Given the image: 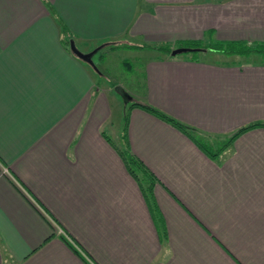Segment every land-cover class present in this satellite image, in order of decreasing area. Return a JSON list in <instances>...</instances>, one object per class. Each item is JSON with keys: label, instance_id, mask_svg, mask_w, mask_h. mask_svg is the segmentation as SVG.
Here are the masks:
<instances>
[{"label": "crops", "instance_id": "0c3cea01", "mask_svg": "<svg viewBox=\"0 0 264 264\" xmlns=\"http://www.w3.org/2000/svg\"><path fill=\"white\" fill-rule=\"evenodd\" d=\"M61 25L153 52L131 95L187 128L117 113ZM231 41L264 43V0H0V264H264V126L197 141L264 123V63L162 50Z\"/></svg>", "mask_w": 264, "mask_h": 264}, {"label": "trees", "instance_id": "16d2710c", "mask_svg": "<svg viewBox=\"0 0 264 264\" xmlns=\"http://www.w3.org/2000/svg\"><path fill=\"white\" fill-rule=\"evenodd\" d=\"M61 30H62V34L64 36H66V38L69 37V33L66 27H64V25H61ZM71 39L70 37L68 38V41H66L67 46L70 48V43H71ZM110 44H103L99 47V52H101L106 46H109ZM180 48H192V49H201V51H196L193 53H187V55H191L193 58H198L199 54L201 52H215V53H219V54H223L226 56H240V57H249V56H258L262 63H264V43H254V44H249L247 42L244 41H231V42H215V43H210V44H201V43H186V44H181ZM162 50H164V52L170 56L171 53L173 52L172 49L170 48H163ZM93 68V67H92ZM98 68V67H97ZM99 69V68H98ZM99 72V70H98ZM115 87H120V86H115ZM126 91V90H125ZM127 92V91H126ZM128 93V92H127ZM131 95V94H130ZM120 96V95H119ZM132 96V95H131ZM121 97V96H120ZM122 98V97H121ZM127 105H129L131 108L139 106L142 107L144 109H147L148 111L157 114L159 116H161L162 118L166 119L169 122H172V124H174L175 126L181 128V129H186L187 127L182 125L181 123L175 121L174 119L170 118L169 116H167L166 114L162 113L161 111L157 110L156 108L147 105L141 101H138L136 98H134L132 96V100L131 102H129ZM128 118V114L125 115V122L127 121ZM258 126H264V123H254L251 124L249 126H246L240 130H238L237 132L233 133L229 139L226 141L225 146L223 148H220L218 151H214L213 148L210 146V144L208 142H203L200 139L197 140L199 145L210 155H212L213 157H217L220 152H222V150L229 146L232 141L237 138L241 133L251 129V128H255ZM124 132L126 133V127ZM187 132V131H186ZM124 133V138L126 139V134ZM188 133H191V137H193V133L192 130H188ZM122 154L124 155L125 161L127 163V166L129 167L131 173L133 175H135V177H139V175L137 174V171L140 169H143L144 167H138L139 163H137V161L132 157L129 156L128 151H124L122 152ZM147 184V182H146ZM151 185V184H150Z\"/></svg>", "mask_w": 264, "mask_h": 264}, {"label": "rangeland", "instance_id": "374dc122", "mask_svg": "<svg viewBox=\"0 0 264 264\" xmlns=\"http://www.w3.org/2000/svg\"><path fill=\"white\" fill-rule=\"evenodd\" d=\"M99 55L105 56L106 66L103 63H99ZM199 55H201V53ZM153 56H155V54L149 51L137 53L136 51L124 48L113 51L110 47H107L96 57V62L99 66L96 63L95 64L99 68V74H105L107 78L105 79L104 77V79L110 86H122L126 91L139 99L138 95L142 94V80L145 60ZM255 58L257 59L259 57L255 56L252 59L254 60ZM124 62L129 64L131 67L128 68L124 65ZM116 95L120 102L119 112L117 113L120 114V110L126 107V104L118 94Z\"/></svg>", "mask_w": 264, "mask_h": 264}, {"label": "water", "instance_id": "95a60500", "mask_svg": "<svg viewBox=\"0 0 264 264\" xmlns=\"http://www.w3.org/2000/svg\"><path fill=\"white\" fill-rule=\"evenodd\" d=\"M70 48L76 57H78L79 59H81L85 63L89 64L91 67H93V69H95L98 72L99 69L97 68V66L95 64L93 57L98 53L99 48L94 50L91 53L86 54V53L81 52L77 48L74 41H71ZM196 51H201V49L178 48L172 52V56H178V55H182V54L193 53ZM116 92L122 97L125 104H128L129 102H131L132 96L129 93H127L125 91V89H123L122 87H116Z\"/></svg>", "mask_w": 264, "mask_h": 264}, {"label": "built area", "instance_id": "2783aa9c", "mask_svg": "<svg viewBox=\"0 0 264 264\" xmlns=\"http://www.w3.org/2000/svg\"><path fill=\"white\" fill-rule=\"evenodd\" d=\"M4 172L7 174L8 173V171L6 170V169H4ZM60 233H62V230H60Z\"/></svg>", "mask_w": 264, "mask_h": 264}]
</instances>
